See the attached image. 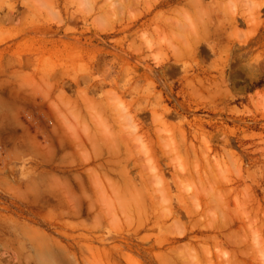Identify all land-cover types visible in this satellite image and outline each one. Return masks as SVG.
I'll list each match as a JSON object with an SVG mask.
<instances>
[{
	"label": "rangeland",
	"instance_id": "obj_1",
	"mask_svg": "<svg viewBox=\"0 0 264 264\" xmlns=\"http://www.w3.org/2000/svg\"><path fill=\"white\" fill-rule=\"evenodd\" d=\"M0 25L32 59H0V264H264V0H0Z\"/></svg>",
	"mask_w": 264,
	"mask_h": 264
},
{
	"label": "crops",
	"instance_id": "obj_2",
	"mask_svg": "<svg viewBox=\"0 0 264 264\" xmlns=\"http://www.w3.org/2000/svg\"><path fill=\"white\" fill-rule=\"evenodd\" d=\"M15 21V16H11ZM18 20V19H17ZM4 26L0 25V32L4 30ZM12 30H15L18 28V26H11L9 27ZM1 59V65L2 69H5V71L9 73H18L20 72V68H22L24 71L31 70L32 67V59L28 55L24 54H17V53H8V54H2L0 55ZM1 68V67H0Z\"/></svg>",
	"mask_w": 264,
	"mask_h": 264
},
{
	"label": "bare ground",
	"instance_id": "obj_3",
	"mask_svg": "<svg viewBox=\"0 0 264 264\" xmlns=\"http://www.w3.org/2000/svg\"><path fill=\"white\" fill-rule=\"evenodd\" d=\"M198 173H199V172H198ZM201 177H202V176H201ZM210 182H211V181H210ZM210 191H211V190H210ZM211 192H212V191H211ZM209 194H210V193H209ZM151 195H152V194H151ZM197 198H198V197H197ZM149 199H150V198H149ZM202 199H203V198H202ZM204 199H205V198H204ZM225 199H226V198H225ZM152 200H153V199H152ZM198 200H199V199H198ZM235 200H236V198H235ZM235 200H234V201H235ZM251 200H252V199H251ZM150 203H151V205H152L151 200H150ZM154 203H155V202H154ZM154 203H153V206H154ZM205 203H206V202H205ZM207 203H208V202H207ZM227 203H228V202H227ZM227 203H226V204H227ZM233 203H234V202H233ZM151 205H150V206H151ZM228 205H229V204H228ZM228 205H227V206H228ZM253 205H255V204H253ZM148 206H149V205H148ZM240 206H241V202H240ZM262 207H263V206H262ZM147 208H148V207H147ZM149 208L151 209V207H149ZM238 208H239V207H238ZM234 209H235V208H234ZM249 209H250V208H249ZM261 209H263V208H261ZM147 210H148V209H147ZM227 210H229V209H227ZM230 211H231V209H230ZM240 212H241V211H240ZM256 212H257V210H256ZM231 213H232V212H231ZM233 213H234V212H233ZM244 213H246V212H243V211H242V213H241V217H242V218L244 217ZM251 213H252V212H250V214H251ZM242 214H243V215H242ZM245 215H246V214H245ZM252 215H253V214H252ZM249 217H250V216H249ZM258 217H259V216H258ZM223 219H226V218L223 217ZM227 219H228V218H227ZM246 219H248V217H246ZM250 219H251V217H250ZM262 219H263V218H262ZM216 220H217V219H216ZM240 220H241V219H240ZM234 221H235V220H234ZM241 221H244V219H242ZM263 221H264V220H263ZM212 222H213V221H212ZM230 222H231V220H230ZM249 222H252V221L250 220ZM249 222L246 224V220H245V221H244V223H245L244 225H246V226H247V225H251V224H249ZM210 223H211V222H210ZM252 223H253V222H252ZM208 224H209V223H208ZM211 224H212V223H211ZM226 224H227V223H226ZM229 224H230V223H229ZM197 225H198V224H197ZM209 225H210V224H209ZM227 225H228V224H227ZM230 225H231V224H230ZM263 225H264V224H263ZM193 226H194V225H193ZM193 226H192V227H193ZM210 226H211V225H210ZM196 227H197V226H196ZM238 227H239V226H238ZM260 227H261V226H260ZM222 228H223V227H222ZM243 228H244V227H243ZM200 229H201V227H200ZM202 229H203V228H202ZM208 229H210V227H209ZM223 229H225V226H224ZM226 229H227V228H226ZM252 229H253V228H252ZM206 230H207V229H206ZM216 230H217V229H216ZM214 231H215V230H214ZM224 231H225V230H224ZM205 232H206V231H205ZM219 234H220V233H219ZM229 234H230V233H229ZM222 235H223V234H222ZM227 235H228V233H227ZM231 235H232V233L230 234V236H231ZM246 235H247V234H246ZM252 236H253V235H252ZM221 237H222V236H221ZM224 237H225V236H224ZM238 237H239V236H238ZM238 237H237V238H238ZM247 237H248V236H247ZM254 237H255V236H254ZM215 238H218V237L215 236ZM167 239H168V238H167ZM167 239H166V240H167ZM239 239H240V238H239ZM197 240H198V239H197ZM202 240H203V239H202ZM210 240H211V238H210ZM215 240H216V239H215ZM229 240H230V239H229ZM243 240H244V239H243ZM243 240H242V241H243ZM168 241H169V240H168ZM216 241H217V240H216ZM225 241H226V240H225ZM230 241H231V240H230ZM238 241H239V240H238ZM253 241H254V240H252V242H253ZM255 241H256V240H255ZM170 242H171V241H170ZM256 242H257V241H256ZM213 243H214V242H213ZM246 243H247V242H246ZM246 243H245V244H246ZM249 243H250V242H249ZM258 243H260V244L262 245L263 242H262V241L260 242V240H259ZM258 243H257L256 245H258ZM162 244H163V243H162ZM205 244H206V243H205ZM235 244H236V243H235ZM237 244H238V243H237ZM237 244H236V245H237ZM252 244H253V245H252ZM252 244L250 243L249 245H250V246H253L254 248H253V247H252V248H253L255 251H256V250L259 251V249L256 248L255 242L252 243ZM242 246H243V245H242ZM174 247H175V246H174ZM204 247H205V245H204ZM204 247H203V248H204ZM231 247H232V245H231ZM179 248H180V247H179ZM179 248H178V249H179ZM182 248H183V247H182ZM187 248H188V247H186V250L189 249V248H188V249H187ZM206 248H207V247H206ZM227 248H228V247H227ZM232 248H233V247H232ZM243 248H244V251H245V250H246L245 248H247V247H243ZM258 248H259V247H258ZM260 248H262V247H260ZM192 249H193V248H192ZM234 249H235V248H234ZM248 249H249V247H248ZM248 249H247V251H248ZM181 250H182V249H181ZM219 250H221V249H219ZM254 250H253V253H254ZM170 251H171V250H170ZM189 251H190V250H189ZM225 251H226V250H225ZM233 251H234V250H233ZM240 251H243V249L239 250V252H237V253H240ZM258 251H257V254L259 255L260 253H258ZM260 251H262V250H260ZM260 251H259V252H260ZM175 252H176V251H175ZM177 252H178V251H177ZM186 252H188V251H186ZM186 252H184V253H186ZM192 252L194 253V251H192ZM212 252H213V251H212ZM190 253H191V251H190ZM219 253H220V252H219ZM249 253H250V252H249ZM261 253H264V251H262ZM188 254H189V253H188ZM223 254H225V253H223ZM223 254H222V255H223ZM242 254L246 255V253H242ZM242 254H240V255H242ZM251 254H252V253H251ZM251 254H250V255H251ZM254 254H256V252H255ZM203 255H204V253H203ZM214 255H215V254H214ZM222 255H221V256H222ZM174 256H175V255H174ZM190 256H191V255H190ZM193 256H194V254H193ZM209 256H210V255H209ZM219 256H220V255H219ZM224 256H225V255H224ZM259 256H260V255H259ZM259 256H257V257H259ZM186 257H188V256H186ZM253 257H255V256L253 255ZM253 257L251 256V258H253ZM257 257H255V258H257ZM197 258H198V257H197ZM233 258H234V257H233ZM186 259H187V258H186ZM188 259H189V258H188ZM190 259H191V258H190ZM212 259H213V258H212ZM261 259H262V258H261ZM183 260H184V259H183ZM245 260H246V259H244V260L241 259V261H244V262H245ZM251 260H252V259H251ZM204 261H205V260H204ZM195 262H196V261H195ZM246 262H247V261H246ZM257 262L259 263V261H257ZM217 263H218V262H217ZM217 263H216V264H217ZM219 263H220V262H219ZM236 263H237V262H236ZM236 263H234V264H236ZM239 263H240V262H239ZM242 263H243V262H242ZM248 263H249V262H248ZM180 264H181V263H180ZM191 264H192V263H191ZM229 264H230V262H229ZM231 264H232V263H231ZM243 264H244V263H243ZM245 264H246V263H245ZM249 264H250V263H249ZM251 264H252V263H251Z\"/></svg>",
	"mask_w": 264,
	"mask_h": 264
}]
</instances>
